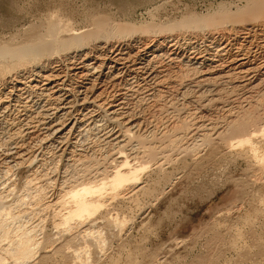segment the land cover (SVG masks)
Returning a JSON list of instances; mask_svg holds the SVG:
<instances>
[{"label":"bare ground","instance_id":"1","mask_svg":"<svg viewBox=\"0 0 264 264\" xmlns=\"http://www.w3.org/2000/svg\"><path fill=\"white\" fill-rule=\"evenodd\" d=\"M105 6L51 8L0 41V264L43 252L42 263L89 264L109 241L103 224L127 230L109 207L152 197L149 176L188 154L221 148L264 169V0L164 28ZM22 169L28 193L15 199Z\"/></svg>","mask_w":264,"mask_h":264},{"label":"rangeland","instance_id":"2","mask_svg":"<svg viewBox=\"0 0 264 264\" xmlns=\"http://www.w3.org/2000/svg\"><path fill=\"white\" fill-rule=\"evenodd\" d=\"M56 1L0 0V17L3 18H0V23L4 22V26L7 24L5 27L2 23L0 25V41L4 38L8 40L7 38L16 34V31L22 32L27 29L31 21L37 23V17L41 13L56 7L78 12L84 10L86 5L89 8L92 4L103 7L112 6V12L115 16L117 15V18L118 16L126 17L129 22L135 23L139 28L148 25L164 28L170 25L171 21L174 23L186 16H213L224 9L234 13L238 8L243 9L248 2V0ZM121 4L123 7L126 6L124 13L118 10ZM45 6L48 8L46 9ZM78 18L81 20V17ZM254 26L256 30L258 28L259 31L264 30L263 16ZM147 39L151 37H146ZM146 43L148 44V41L144 44ZM255 143L260 146L262 152L261 139L256 140ZM224 150L209 149L198 157L188 154L179 158L167 164L164 174L155 171L149 176L150 178L148 177L150 185L160 182L153 191L152 197L148 196L146 199L141 196L136 201H119L116 202L118 205L110 206L109 211L104 213L105 218L114 213L120 214L123 217L121 218L127 221L125 226L127 230L119 236L120 229L107 228L102 223V219L101 223L104 226L102 227L108 233L106 237L109 241L105 252H101L102 255L96 249L98 254L94 247L91 248L89 251L91 254L88 252V255L92 261L89 260V264H157L158 261L160 264H264L263 164L247 162L236 152L227 153ZM22 170L15 177L17 181L15 199L22 194L26 196L28 193L25 179L29 170ZM172 182L174 184L165 189L160 198L162 189ZM23 191L26 193L24 194ZM158 196L159 201L155 199ZM24 199L27 200V204L31 201L28 200L29 197ZM33 216L30 214L28 218H22V221L26 223L25 226L21 222L24 228L28 227L29 220L32 225L37 223L38 216ZM135 216L137 220H134ZM34 218H37L36 221ZM50 219L45 224L43 235L54 240L56 230H53ZM128 220L131 222L128 223ZM14 223L18 226L20 224L16 220ZM31 224L29 227L32 226ZM63 245L65 244H58L57 247L49 249L52 251ZM72 245L74 249L84 246L82 243ZM51 253L53 255L54 251ZM45 254L40 253L41 256L34 264H72L60 256L53 257L50 263L49 261L42 263L41 259ZM84 256L86 257L85 254Z\"/></svg>","mask_w":264,"mask_h":264}]
</instances>
